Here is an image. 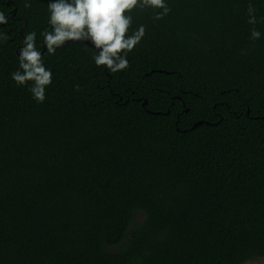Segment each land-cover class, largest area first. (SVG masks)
Wrapping results in <instances>:
<instances>
[{"label": "trees", "instance_id": "16d2710c", "mask_svg": "<svg viewBox=\"0 0 264 264\" xmlns=\"http://www.w3.org/2000/svg\"><path fill=\"white\" fill-rule=\"evenodd\" d=\"M249 2L264 17V0L134 10L129 32H146L119 73L83 43L44 51L53 83L37 104L10 74L24 35L39 47L48 0H0V264L264 259V36L250 39Z\"/></svg>", "mask_w": 264, "mask_h": 264}, {"label": "clouds", "instance_id": "9594fccd", "mask_svg": "<svg viewBox=\"0 0 264 264\" xmlns=\"http://www.w3.org/2000/svg\"><path fill=\"white\" fill-rule=\"evenodd\" d=\"M25 9L32 0H24ZM150 9L154 17L171 11L170 0H48L47 25L38 36L35 30L23 36L19 50L18 69L10 74L17 87H27L37 104L46 100V89L53 83V73L46 68L40 48L54 55L67 42L86 43L94 53L92 61L97 68L119 73L130 67L128 56L142 40L146 25L139 23L131 33L134 10ZM247 23L251 25L250 39L260 40L264 33L256 25L264 24L257 9L249 2ZM10 15L0 8V25L9 23ZM9 38L0 30V44ZM31 82V83H29Z\"/></svg>", "mask_w": 264, "mask_h": 264}, {"label": "water", "instance_id": "95a60500", "mask_svg": "<svg viewBox=\"0 0 264 264\" xmlns=\"http://www.w3.org/2000/svg\"><path fill=\"white\" fill-rule=\"evenodd\" d=\"M8 5L9 6H12L13 5V3L12 2H9L8 3ZM14 13H16V9L14 10ZM21 32V31H20ZM69 42H67L64 46H66L67 44H68ZM80 43V42H79ZM83 44H85L86 46H88L86 43H83ZM63 46V47H64ZM89 48H90V46H88ZM45 50L43 49V51L41 52V53H43ZM146 103H144L143 104V106L145 105ZM158 114V113H157ZM203 124V122H198V123H196L192 128L194 129V128H196V127H198V126H200V125H202Z\"/></svg>", "mask_w": 264, "mask_h": 264}, {"label": "rangeland", "instance_id": "374dc122", "mask_svg": "<svg viewBox=\"0 0 264 264\" xmlns=\"http://www.w3.org/2000/svg\"><path fill=\"white\" fill-rule=\"evenodd\" d=\"M245 264H264V259H258V260L248 261Z\"/></svg>", "mask_w": 264, "mask_h": 264}]
</instances>
